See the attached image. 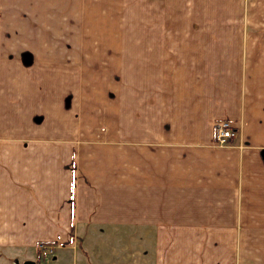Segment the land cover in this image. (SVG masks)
Segmentation results:
<instances>
[{
  "label": "crops",
  "instance_id": "0c3cea01",
  "mask_svg": "<svg viewBox=\"0 0 264 264\" xmlns=\"http://www.w3.org/2000/svg\"><path fill=\"white\" fill-rule=\"evenodd\" d=\"M258 7L0 0V264H264ZM231 26L241 67H162ZM125 41L161 67H111Z\"/></svg>",
  "mask_w": 264,
  "mask_h": 264
},
{
  "label": "rangeland",
  "instance_id": "374dc122",
  "mask_svg": "<svg viewBox=\"0 0 264 264\" xmlns=\"http://www.w3.org/2000/svg\"><path fill=\"white\" fill-rule=\"evenodd\" d=\"M260 12H262L261 8L258 7L257 11L254 14V19L256 18L257 20H259L260 17L264 16V11L262 13ZM230 30H231L230 31L231 33H230V36L228 37L230 38V41H229L230 46L227 47V45L224 44L222 48V43L219 42L218 44L220 45L221 48L214 49V53H216V55L214 54L213 56L203 57V59H200V62L198 63H197V58L195 57L196 60H195L194 65L185 63V60H183V58L181 57H178L177 59H176V56L170 57L169 61H166V65L162 67H241L242 65L241 60L237 58V47H238L237 43L239 44V46H240V43L237 41V38H235L236 35L240 34L241 28L239 26H231ZM133 43H135L136 45V41H134ZM127 44L128 43L125 41L124 42L125 49L123 50V52L119 51L120 54H118V56L116 57L117 62L116 64H112L111 67H161V66H158L159 64L157 62L158 60L156 59L157 57L153 59L152 57H150L148 62L146 64H143L142 58H141L143 50L141 48L140 41H139V44L136 45L137 47H134V48L132 47L127 48ZM262 60H263L262 56L261 57L256 56L254 59L255 62L260 61L261 67H263L264 63H262ZM23 63L29 66L31 64V60L27 57L26 58L24 57ZM247 67H254V66L247 65ZM46 246L50 247L49 244H46ZM50 248L52 249V247ZM42 256L45 258L44 254H42ZM27 261H30V260H27Z\"/></svg>",
  "mask_w": 264,
  "mask_h": 264
},
{
  "label": "built area",
  "instance_id": "2783aa9c",
  "mask_svg": "<svg viewBox=\"0 0 264 264\" xmlns=\"http://www.w3.org/2000/svg\"><path fill=\"white\" fill-rule=\"evenodd\" d=\"M215 136L218 144L222 145L228 142L229 139L236 136L231 123L229 121H220L215 125ZM38 248L42 254L51 252V248L46 246V243L38 244Z\"/></svg>",
  "mask_w": 264,
  "mask_h": 264
},
{
  "label": "water",
  "instance_id": "95a60500",
  "mask_svg": "<svg viewBox=\"0 0 264 264\" xmlns=\"http://www.w3.org/2000/svg\"><path fill=\"white\" fill-rule=\"evenodd\" d=\"M25 264H34L32 261H27Z\"/></svg>",
  "mask_w": 264,
  "mask_h": 264
}]
</instances>
